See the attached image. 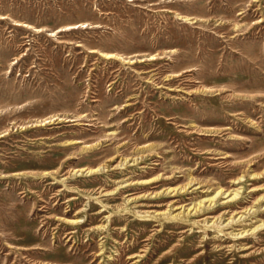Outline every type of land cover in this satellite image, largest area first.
Masks as SVG:
<instances>
[{"label": "rangeland", "instance_id": "rangeland-1", "mask_svg": "<svg viewBox=\"0 0 264 264\" xmlns=\"http://www.w3.org/2000/svg\"><path fill=\"white\" fill-rule=\"evenodd\" d=\"M263 184L264 0H0V264H264Z\"/></svg>", "mask_w": 264, "mask_h": 264}, {"label": "bare ground", "instance_id": "bare-ground-1", "mask_svg": "<svg viewBox=\"0 0 264 264\" xmlns=\"http://www.w3.org/2000/svg\"><path fill=\"white\" fill-rule=\"evenodd\" d=\"M24 25H26V24H24ZM70 26H72V25H70ZM74 26H77V24H75ZM107 55L108 56H115L114 55V53H107ZM87 169V168H86ZM89 170H88V172L89 171H91V172H97L98 170H99V167H90V168H88ZM243 176V175H242ZM239 179V178H238ZM235 183H238V182H240V181H238V180H235L234 181ZM264 185V184H263ZM242 189V188H241ZM219 193H224L225 194V199H226V201H224V202H226V203H228V202H231V201H233V200H236L239 196H240V194H241V191H240V187H237V188H235V189H233V190H230V192L229 191H222V189H219L214 195H212V196H210V197H208L206 200H200V201H198L199 203L197 204V205H194L191 209H190V211L191 210H193V209H195V212H197V211H199V210H201V208H202V206H204L205 204H203L202 205V203L204 202V201H206V202H209V204H208V206H211L212 205V203H215L216 202V200H217V195L219 194ZM261 197H264V194L261 196ZM260 197V198H261ZM251 209V208H250ZM249 209V210H250ZM189 211V212H190ZM175 217V216H174ZM240 217H241V215H240ZM239 217V218H240ZM169 218H173V217H169ZM231 218H232V222H233V220H234V216H231ZM72 222H78V220H75V219H73L72 220ZM212 227H214V228H218L219 229V231H223L224 229L223 228H221L222 227V225H220V224H218V223H216V219L214 220V222H213V224L212 225H210L209 227H205V228H212ZM264 228V220L262 221V222H260L259 224H257L256 226H254L253 228H249V229H243V230H241L240 232H238L239 233V238H243V237H247V235L249 234V231H251L250 233H257V231L258 230H260V229H263ZM69 234V233H68ZM235 236H238V235H235ZM75 244V243H74ZM81 244V243H80ZM250 246V245H249ZM249 246H247V247H245V248H249ZM102 252H99L98 253V255L99 254H101ZM138 254H136V255H134V256H137ZM132 259V258H131Z\"/></svg>", "mask_w": 264, "mask_h": 264}]
</instances>
